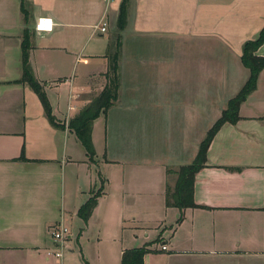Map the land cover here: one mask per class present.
I'll list each match as a JSON object with an SVG mask.
<instances>
[{
  "label": "crops",
  "instance_id": "crops-1",
  "mask_svg": "<svg viewBox=\"0 0 264 264\" xmlns=\"http://www.w3.org/2000/svg\"><path fill=\"white\" fill-rule=\"evenodd\" d=\"M123 1L25 0L29 62L62 129L18 82L22 0H0V264H56L45 258L48 229L81 222L77 211L97 190L88 221L103 202L122 224L130 219L132 249L150 245L144 264H264V70L195 175L198 208L165 204L170 172L193 162L248 79L242 46L264 27V0H126L118 97L93 124L90 161L67 125L107 83L108 33ZM102 22L106 31L94 30ZM255 54L264 57V44ZM150 123H163L160 157Z\"/></svg>",
  "mask_w": 264,
  "mask_h": 264
},
{
  "label": "trees",
  "instance_id": "trees-1",
  "mask_svg": "<svg viewBox=\"0 0 264 264\" xmlns=\"http://www.w3.org/2000/svg\"><path fill=\"white\" fill-rule=\"evenodd\" d=\"M123 1L120 7V14L117 20L116 27L120 31L125 25V9ZM21 13L24 20V31L21 42L22 54V76L19 83L26 84L37 96L48 122L57 128H64L56 122L52 115L51 107L44 92V87L39 83L32 72L29 62L30 30L28 28L29 11L27 2L22 0ZM264 44V27L261 30L258 38L254 41H247L242 46L241 63L249 72V76L238 94L228 101L226 108L222 111L220 118L212 125L206 133L205 138L198 147V152L193 162L187 166H181L178 169V178L173 192L167 187L165 195L166 207L176 208L183 211L187 208H198L193 200V185L195 175L205 167L207 150L220 128L225 124H236L239 120V108L247 97L256 90L257 82L260 73L264 70V57L257 56L255 53L260 46ZM120 54V38H115V41L108 50L106 55L108 70L104 75L107 83L97 97L84 107L79 114L68 122L67 128L73 132L81 146L84 148L90 161H93L95 150L92 143V127L97 118L105 115L107 111L115 104L118 97L119 81H118V60ZM19 160L25 161L23 153ZM238 170V169H236ZM101 190L96 193H91V196L80 206L77 211V218L83 223H87L90 219L95 207L97 199L100 196ZM180 214L177 223L182 220ZM157 241V240H156ZM154 241V242H156ZM153 242V243H154ZM152 243V244H153ZM150 245H144L140 248L125 250L121 254V264H144V256L149 252Z\"/></svg>",
  "mask_w": 264,
  "mask_h": 264
},
{
  "label": "rangeland",
  "instance_id": "rangeland-1",
  "mask_svg": "<svg viewBox=\"0 0 264 264\" xmlns=\"http://www.w3.org/2000/svg\"><path fill=\"white\" fill-rule=\"evenodd\" d=\"M108 34L109 39L114 42L120 33L117 27H114ZM232 92L227 91L229 94L227 96H230ZM203 124H200V127ZM150 125L152 127V158H155L156 155L160 157L162 155L160 149L162 148L164 139L163 123H150ZM156 126H158L157 130ZM100 149L101 146L98 148L97 155H99ZM178 169L172 170L168 176V188L170 192H173L175 189ZM95 170L97 171L96 176H104L101 165L97 164ZM99 187V184H97V189ZM92 193H96V191H92ZM124 220H126V223L122 224V219L118 217L116 212L106 211L103 202L94 218L86 224L77 220L67 223L71 234V241L67 245L68 251L64 256V264H121V252L133 248V245L129 241L127 229V225H129L127 221H130V219L124 218ZM51 229H48L49 235L51 234ZM157 235L150 233L149 239L156 238ZM156 240L153 243L155 248L159 247L161 242L160 239Z\"/></svg>",
  "mask_w": 264,
  "mask_h": 264
},
{
  "label": "built area",
  "instance_id": "built-area-1",
  "mask_svg": "<svg viewBox=\"0 0 264 264\" xmlns=\"http://www.w3.org/2000/svg\"><path fill=\"white\" fill-rule=\"evenodd\" d=\"M106 23H99L94 26V30L104 33L106 31ZM50 239L52 246L45 251L46 260L54 261L56 264H64V256L68 251L67 245L71 241L70 230L67 225L58 223L51 229ZM162 250H166L165 246L161 247Z\"/></svg>",
  "mask_w": 264,
  "mask_h": 264
}]
</instances>
